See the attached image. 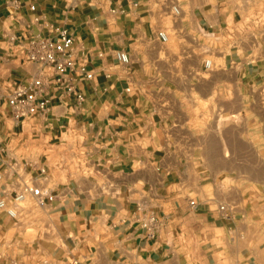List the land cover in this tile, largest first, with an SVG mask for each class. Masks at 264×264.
Returning <instances> with one entry per match:
<instances>
[{
    "label": "crops",
    "instance_id": "crops-1",
    "mask_svg": "<svg viewBox=\"0 0 264 264\" xmlns=\"http://www.w3.org/2000/svg\"><path fill=\"white\" fill-rule=\"evenodd\" d=\"M44 21L95 78L82 108L17 124L6 94L39 73L20 49ZM0 140V194L42 167L55 194L0 229V264H264V0H0Z\"/></svg>",
    "mask_w": 264,
    "mask_h": 264
},
{
    "label": "built area",
    "instance_id": "built-area-1",
    "mask_svg": "<svg viewBox=\"0 0 264 264\" xmlns=\"http://www.w3.org/2000/svg\"><path fill=\"white\" fill-rule=\"evenodd\" d=\"M29 8L34 11L36 3L33 2ZM120 10L122 13L126 12V9ZM174 12L179 15V7L175 6ZM43 25L48 30V34L43 35L38 32L30 35L20 49L23 54L22 60L36 63L39 66V73L26 83L14 85L6 94L7 104L17 124H23L32 116L48 115L55 100L67 101V98L73 97L75 107L82 108L86 95L78 85L82 81H91L95 78L94 70L87 59L77 54L74 47V33L65 24L44 21ZM158 35L163 41L168 40L165 31H159ZM16 39L17 36L12 37L13 41ZM116 57L122 63L130 62L128 53L123 50L116 51ZM205 65L209 68L212 61L206 60ZM6 151L0 140V182L9 168L5 157ZM2 167L4 170L1 169ZM46 174L47 168L42 167L40 168L42 176L39 179L35 176L23 178L20 175L17 190L6 189L0 194V213H6L10 218L18 220L24 203L29 199H33L39 208L48 207L55 200V194L46 185ZM138 210L143 212V207L139 206ZM139 219L150 231L160 223L153 211L141 213ZM73 264H78V260H74Z\"/></svg>",
    "mask_w": 264,
    "mask_h": 264
},
{
    "label": "rangeland",
    "instance_id": "rangeland-1",
    "mask_svg": "<svg viewBox=\"0 0 264 264\" xmlns=\"http://www.w3.org/2000/svg\"><path fill=\"white\" fill-rule=\"evenodd\" d=\"M59 142H60L59 139H53L51 141H48V143H46L47 147L49 149L47 153H48L51 164L60 165L62 162V160L60 158L59 151L63 147V145H60ZM42 152L45 153L44 151H42ZM73 157L75 158L74 162L76 163L78 161L76 155L74 154ZM45 159L46 158L44 156V160ZM25 206H26V208L23 209L24 214H27L28 210L31 209L32 207L39 208L36 206L34 201L31 199L27 200V202L24 203V207ZM39 209H41V208H39ZM0 216H3L2 219H0V229H8V228L13 229V227L15 229L16 227H19V226L23 225L24 223L27 224V222H25L26 219H23V221L20 224L12 226V223L15 222L14 219L10 218L5 213H0ZM24 226L29 227V224L24 225Z\"/></svg>",
    "mask_w": 264,
    "mask_h": 264
}]
</instances>
